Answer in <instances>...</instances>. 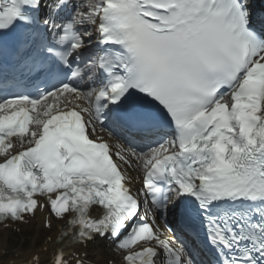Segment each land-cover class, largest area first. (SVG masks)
<instances>
[{
  "label": "snow or ice",
  "instance_id": "obj_1",
  "mask_svg": "<svg viewBox=\"0 0 264 264\" xmlns=\"http://www.w3.org/2000/svg\"><path fill=\"white\" fill-rule=\"evenodd\" d=\"M38 212L24 264H264V0H0V226Z\"/></svg>",
  "mask_w": 264,
  "mask_h": 264
},
{
  "label": "bare ground",
  "instance_id": "obj_2",
  "mask_svg": "<svg viewBox=\"0 0 264 264\" xmlns=\"http://www.w3.org/2000/svg\"><path fill=\"white\" fill-rule=\"evenodd\" d=\"M132 174L134 175V173H132ZM56 225H57L56 228L54 230H51L49 233H47L45 238H48L49 236H54L56 234L57 230L61 227V223L56 224ZM37 226H40V224H37ZM2 233H4V234H0V253L2 252V250H9L8 245L4 241L5 239L8 238V235H7L8 233H7V231L2 232ZM44 242L40 243L38 246L36 245L37 242L28 243L24 248L15 251V253H18L16 258L11 257L9 252H8L6 257H7L9 264H12V262H14V264H19L20 262L25 261L30 250H37V251L40 250L44 246ZM99 245H100L101 255H103L104 258L107 257L108 260L115 258L114 256H111L109 254V252H111V248H106L107 245L104 243H100ZM87 250H90L89 246L86 250H81L80 252L85 253ZM49 255H51V253H49ZM0 257H2L1 254H0ZM114 260H117V258Z\"/></svg>",
  "mask_w": 264,
  "mask_h": 264
},
{
  "label": "rangeland",
  "instance_id": "obj_3",
  "mask_svg": "<svg viewBox=\"0 0 264 264\" xmlns=\"http://www.w3.org/2000/svg\"><path fill=\"white\" fill-rule=\"evenodd\" d=\"M6 242V241H5Z\"/></svg>",
  "mask_w": 264,
  "mask_h": 264
}]
</instances>
